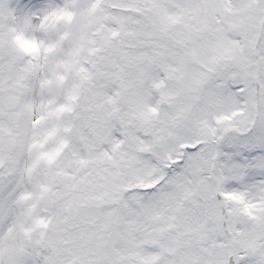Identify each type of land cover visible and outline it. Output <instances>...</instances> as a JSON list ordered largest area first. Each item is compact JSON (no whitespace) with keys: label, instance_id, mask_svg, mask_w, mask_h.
<instances>
[{"label":"snow or ice","instance_id":"snow-or-ice-1","mask_svg":"<svg viewBox=\"0 0 264 264\" xmlns=\"http://www.w3.org/2000/svg\"><path fill=\"white\" fill-rule=\"evenodd\" d=\"M0 264H264V0H0Z\"/></svg>","mask_w":264,"mask_h":264}]
</instances>
